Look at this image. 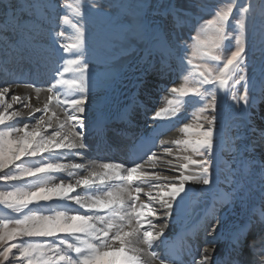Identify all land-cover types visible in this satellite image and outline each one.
<instances>
[{
    "label": "snow or ice",
    "instance_id": "obj_1",
    "mask_svg": "<svg viewBox=\"0 0 264 264\" xmlns=\"http://www.w3.org/2000/svg\"><path fill=\"white\" fill-rule=\"evenodd\" d=\"M0 6L5 11L12 10L14 20L16 11L21 13L15 27L21 37L22 47L17 45L11 53L13 57L41 55L45 50L40 40L45 34L52 41L50 51L54 52L56 46H60L57 37L63 33L58 30L61 17L58 0H32L28 5L30 10L34 13L43 10V14L38 17L35 14L28 17L23 9L3 4V0H0ZM121 6L134 9L135 19L129 21L128 28L121 27L113 35L121 39L128 36L142 37L147 30L142 14L147 5ZM167 11L173 15L180 14V9L172 4L168 5ZM232 12L233 7L230 6L227 10L217 12L216 18L208 21L207 30L211 36L198 41V51L207 61H219L215 49H219L228 39L226 28ZM106 15L103 7L91 5L86 12L79 14L76 21L77 43L62 46L65 52L76 49L74 55L78 57L68 60V64L75 66L79 79L60 81L75 90L77 95L73 98L61 99L53 85L47 89L51 93L49 103L43 108L33 109L26 98L15 94L6 98L10 86L0 87V125L20 114L17 111L9 112L13 104L28 108L30 113H41L34 122H26L21 127L13 125L7 131H0V182L9 186L0 191V206L15 213L10 219L0 220V264L9 261L14 249L19 253L18 258L26 260V264H186L180 259L179 251L166 244L167 238L159 243L157 241L163 236L167 221L173 217L177 201L180 200L186 207L191 194V189H187L186 185L214 183L210 169L217 163L214 149L220 146L217 115L203 117L204 123L197 125L199 131L195 139L191 138L192 125L184 123L181 131L188 134L189 138L176 140L175 145L180 153L187 152L190 155L174 154L172 147L163 149L167 156L179 162L173 165L172 160L166 161L174 167L178 173L176 176L145 170V164L155 167L158 160L157 153L152 150L158 145L151 141L144 157L126 167L108 162L95 167L86 163L61 162V157L67 155L83 156L81 150L88 148L84 131L87 117L84 113L90 107L89 93L93 87L99 88L105 83L94 71V45L109 44L107 38L98 40L93 28ZM257 15L264 30V0H260L259 5L255 0L248 5L241 4L237 9L235 47L223 62L217 63L214 68L194 65L195 77L188 82L191 87H173L171 91L181 98L188 96L191 91L198 98L201 114L218 112L215 93L219 90L230 95L237 103L242 101L244 105H249L250 78L245 71L248 60L245 35L248 28L254 26ZM81 22L88 26L87 38L84 27L80 26ZM174 48L180 64L184 65L185 56L181 53L186 50V46L177 41ZM191 63L187 61L188 65ZM69 70L64 68L63 71ZM55 71L59 72L60 69ZM236 85H242V95L239 97L236 95ZM8 99L11 102H7ZM53 99L56 107L62 109L63 119L56 111H52L49 116V105ZM181 102L179 99L169 101V107L155 111L152 118L161 117L162 112H175L176 107L173 105L178 106ZM195 156L199 159L193 158ZM38 157L41 158L39 164H27L28 160ZM258 163L260 179L264 183V153ZM54 173H66L70 179L61 178L52 183ZM32 182L36 183L30 187L23 186ZM80 188L84 189L83 194L78 192ZM142 194L146 200H141ZM53 200L68 202L78 208L71 214L67 211L44 214L33 211L31 207ZM153 219L163 222L158 225ZM188 251L191 252V249ZM208 260L207 255L198 261L193 256L191 264H207Z\"/></svg>",
    "mask_w": 264,
    "mask_h": 264
},
{
    "label": "rangeland",
    "instance_id": "obj_2",
    "mask_svg": "<svg viewBox=\"0 0 264 264\" xmlns=\"http://www.w3.org/2000/svg\"><path fill=\"white\" fill-rule=\"evenodd\" d=\"M170 1L58 0L61 5L58 30L63 33L62 36L57 37L60 46H56L54 52L50 51L53 47L52 41L45 34L40 40L41 47L45 51L39 56L25 55L23 57H13L11 54L12 51L16 50L17 45L22 47L21 37L15 27L17 20L21 18V13L17 10L15 14L16 19L14 20L12 10L5 11L0 6V50H3L0 51V87L9 86L17 77L21 78L25 76L26 79L30 75L33 77L38 69L41 71L38 72V77L34 81L27 80L29 83L40 82L41 80L44 82L45 76L52 73L53 76L56 73L55 70L61 66L63 67L60 73H65L63 70L64 68H68V60L78 58L74 55L76 49L65 52L62 46L77 43L78 31L76 21L79 19V14L86 12L91 5H96L97 8L103 7L107 15L98 20L93 31L98 40L101 37L107 38L109 44L107 46L99 43L94 45L93 64L96 76L104 79L105 83L102 87H93L91 89L89 103L94 100L96 102L99 97H103L109 102L102 108L103 112L107 109H114L113 105L115 101H118L119 107L128 103L127 108L133 109L135 106V112H143L142 108L145 107L140 106V104H148L146 97L142 93L145 92L148 95L147 98L151 96L157 100L159 99L155 107L150 108L153 111L147 114V123L155 111L168 108L169 101L181 100L182 102L178 106L173 105L176 107L175 112H162L161 117L155 119L154 126L169 125L173 124L176 120L179 121V126L174 129L172 127L171 131L168 132L172 135L165 139L166 144L163 147H159V136L157 137L155 133H151V135L147 134L148 138L151 136V142L158 145L153 147L157 154H162L163 149L166 147L178 149L173 141V133L178 130L181 131L184 123L192 125L193 132L191 138L195 139L196 133L199 131L197 125L204 123L203 117L217 115V139L220 140V146L214 149L213 155L217 158V163H214L210 169L212 173L211 178L214 183L212 185H205L206 187L204 186L199 192L190 195L191 210L194 217L201 216L212 206L211 202L213 199L223 197L221 189H234L235 191L232 193L231 200L239 201L241 198V202H244L242 206L248 211L247 207L250 206V203H254V200L258 202L259 195L264 192V189H261V187L264 188V185L259 187L260 183H257L259 181L257 178L258 174H256L257 166L254 161V163L251 162L253 154L254 156L259 155L262 157V153H264V34H262L264 30L261 27L260 17L257 15L254 26H250L245 35V42L248 48L247 68L245 71L250 78L248 86L250 106L244 105L242 101L237 103L230 95H227L223 90H219L215 93L218 112L212 113L209 111L201 114L198 98L194 97L191 91H189L188 96L181 98L177 93H173L171 89L173 87H191L188 82L190 78L195 77L196 68L193 67L194 65L214 68L217 63H222L226 55L235 47L238 34V21L237 14H234V12L237 4H233L229 0H175L176 7L183 12L180 14L182 18L178 20L165 16L163 13L164 7ZM31 2L32 0H3V4H12L17 9H23L28 17H32L34 14L37 17L42 15L43 10H37L34 13L28 8ZM252 2L253 0H248L249 4ZM255 2L259 5L260 0H255ZM137 4L147 5L142 12L145 24L147 25L146 33L142 37L128 36L122 39L115 37L113 33L117 29L121 27L128 28L129 21L135 19L133 14L134 9L122 7L121 5ZM157 6H160V9H157ZM230 6L233 7V12L228 20V25L230 23L235 28H226L228 39L224 41L219 49H215V53L219 55V61H207L198 51V41L211 36V32L207 30L208 21L215 19L217 12L227 10ZM210 9L211 12L205 13V11H210ZM184 13L192 14L193 19L188 20L189 16L187 15L189 14ZM80 26L84 27L85 37L87 38L88 26L84 25L83 22H81ZM41 31L45 30L41 29ZM177 41L181 45L186 46V50L181 53L185 56L184 65L180 64L174 48V44ZM200 47L202 48L203 46ZM61 57H64V59H61ZM189 60L192 62L191 65L187 64ZM50 61L56 65L53 66L52 63L50 64ZM70 66H72L73 72L69 75L68 80L79 79V74L74 70L75 66ZM143 73L147 77V82L143 83L141 81L138 84L140 82V75ZM137 86L141 92L136 91L135 88ZM235 89L237 97L242 95V85H236ZM7 102H11L10 99ZM20 109L19 113L21 112ZM11 111H16V109H10L9 112ZM92 114L93 111L90 108L84 113L86 117ZM198 116L200 117L199 120L197 119ZM17 118L14 117L6 121L4 125H0V131H7L13 125L21 127L26 123V120ZM34 121L35 119L32 120V122ZM88 121L89 119L87 118L85 120L86 126ZM121 123L115 124V127H119ZM204 126L206 128L207 124L205 123ZM158 132L161 136L164 134L161 130H158ZM109 133L108 139L117 140L118 142L123 141L116 131L111 130ZM136 133L133 131V134ZM183 133L181 131V138L179 140L189 138L188 134ZM154 137L156 138L155 140ZM126 140L128 147L133 144L134 140L132 138H127ZM257 143L262 144L259 148L260 150H257ZM127 149L129 153H127L126 149L120 151L119 148H111V152L107 156L111 158L113 156L114 161H117V163H120V157L125 158L128 165L127 157L130 156L131 152L129 148ZM162 155L168 160L173 161V158L167 156L164 152ZM186 155H190V153L186 152ZM244 155L247 157L246 159L243 158ZM66 157H61V162L65 163ZM195 157L199 159L198 156ZM40 162L41 158L38 157L28 160L27 164L35 166ZM21 163H24V161H21ZM217 164L219 167H217ZM170 169L173 170L171 165ZM8 171H11V169ZM52 175L54 177L51 181L52 183H55V179H66L61 173H54ZM34 183L36 182H32V184L25 183L23 186L30 187ZM8 187V185L0 182V191L6 190ZM208 189H211V191H208ZM235 193H237L238 199H235ZM220 202V207H226L228 204L227 196ZM31 207L33 211H39L44 214H52L56 211H67L71 214L76 210L74 204L57 200H53L50 203L41 202L40 205L34 204ZM14 215L15 213H11L10 210L0 206V220L10 219ZM220 216V213L216 214L217 219ZM261 222L263 223L259 219V223ZM258 225L257 221V224L256 222L254 223V227L253 225H246L243 228V250H247L248 252L254 248V244L252 243L255 239L254 233L259 231H256V229L261 228V225ZM212 227L214 226L209 227L210 233L214 232ZM260 232L263 234V228H261ZM18 257L19 253L14 249L13 253L10 254L9 261L5 262V264H26V260Z\"/></svg>",
    "mask_w": 264,
    "mask_h": 264
},
{
    "label": "bare ground",
    "instance_id": "obj_3",
    "mask_svg": "<svg viewBox=\"0 0 264 264\" xmlns=\"http://www.w3.org/2000/svg\"><path fill=\"white\" fill-rule=\"evenodd\" d=\"M51 63L52 62L50 61V64ZM52 64L53 66L56 65L55 63ZM62 67L63 66L59 67V69L61 70ZM67 67L70 69L67 73L65 72L62 73L63 75H61L59 71L52 76L53 73L51 72V75L45 76L46 79L44 82L43 80L35 83H29L27 81H34L38 77V72H41L40 69H38L33 77L31 75L27 79L25 76L21 78L17 77L18 80L16 78L15 81L11 82L12 84H9L10 91L6 94V98H10L11 95L15 94L22 98L28 99L33 109L43 108L46 103H49L48 98L51 95V93H49L47 89L53 85H55L54 91L57 93V95L60 96L61 99L73 98L75 95H77L75 90L70 85L60 82L61 79L68 80L69 75H71L73 72L72 66L67 65ZM144 73L140 75V82H138V84L141 83V81L143 83L147 82V77ZM135 89L137 92H141L138 86ZM142 93L144 94L143 96L146 97L148 103L140 104V106L145 107H141L143 109V112H135V106L133 107V109L129 107L127 108V102V104H122L123 106L119 107L118 101H115L113 105L114 109H107L105 110V112H103L102 108H104L109 103L108 100L103 97H99L98 101L96 102L94 100L89 103V108L91 111H93V114L91 116H87L89 121L87 122V126L84 129L86 133L85 143L88 145V148L81 150L83 156L67 155V157L65 158V163H86L92 167L106 162L114 164H121L122 162V165L124 166L134 164L142 157H144V154L147 151L149 142L151 141V136L150 138L147 137L148 133L150 135L151 133L157 134V137L159 136V147H163L166 144L165 139L172 135L168 132L171 131L172 127L174 129L179 126V121L175 119L176 121H174L173 124L154 126L155 119L150 118L146 123L147 114H150L153 111V109L151 111L150 108H154L157 104V101L159 102V99L157 100L155 97L153 98L151 96L147 98L148 95L145 94V92ZM13 105L14 107H12V109H16L18 113L21 107L20 114L16 116L18 117L17 119H24L26 120V122H32L33 119H36V117L41 115L40 112L30 113L28 108H23L20 104ZM52 111L60 113L61 119L64 118L62 109L56 107V101L54 99L49 105V116H51ZM45 119L47 120L48 117H45ZM121 121H123V123H121ZM119 123H121L120 126L115 127V124ZM134 125L136 126L133 128ZM77 130L79 131V129ZM111 130L119 133L123 141L118 142L117 140L115 141L108 139V134H110L109 131ZM158 130H161L162 132H164V134L161 136ZM133 131L137 133L133 134ZM127 138H132L134 140L131 147H128L131 152L129 154L130 156L127 157L128 165L126 164L125 158L120 157V163H117V161H114L113 156L112 158L107 156L109 155V152H111V148H119L120 151L122 149L127 150ZM180 138L181 131L178 130L173 133L174 142L177 139L179 140ZM155 139L156 138L154 137V140ZM161 141L163 143H161ZM261 145L262 144L257 143V150H260L259 148ZM154 149L155 148L152 147L153 151ZM173 149L174 154L186 155V152L180 153L178 149H175L174 147ZM162 154H157L158 160L156 161L155 167H150L148 164H145V170L148 172L160 173L167 176H176L178 173L176 172L174 167L173 170L170 169V165L166 163L168 159L163 157ZM193 158L198 159L197 157ZM243 158L246 159L247 157L244 155ZM261 158V156H254V154L253 157H251V162L254 161L257 166L256 174H258L257 178L259 181L257 183H260L259 187L261 185H264V183H262L260 179L258 163ZM177 163L179 162L173 159V165ZM61 175L66 179H70V177H68L66 173H61ZM77 175H79V173H77ZM57 181L58 179H55V182ZM204 186L205 185L203 184L189 183L186 185V188L191 189L192 194L199 192ZM144 187L145 190H147V185H145ZM261 189L264 188L261 187ZM233 191L235 190L221 189L223 197L213 199L211 202L212 206L201 216L196 217L193 216L190 200H188L186 207L181 203L180 200H178L173 213V217L167 221V227L164 229V234L159 238L157 243L167 238L166 244L178 250L180 253V259L185 261L186 264H191L193 256L198 261L199 258L204 255H207L209 257L207 264H264V232L263 234H261L260 232L261 228H263L264 230V192L260 195L258 194L260 196L259 201L256 202L257 200H254V203H250V206L247 207L248 211H246L245 207L242 206L244 202H241V198L239 199V201L231 200ZM78 192L83 194L84 189L80 188L78 189ZM225 196H227L228 204L226 207H220V201L225 199ZM234 196L236 197L235 199H238L237 193H235ZM141 200H146V197L143 194L141 195ZM75 208L77 209L78 206H76ZM217 213H220L221 215L219 219H217L216 217ZM259 219L263 221V223H259ZM212 221L215 222L213 223ZM257 221L259 224L258 226L261 225V228L256 229V231H259L254 233V241H256L253 246L254 248L247 252V250H243L244 245L242 230L246 225H253L254 227V223L256 222L257 224ZM153 222L159 225L163 221L160 219H153ZM211 226H214V232L211 231L212 233H210L209 231V227ZM145 227H147V225H145ZM188 249H191V252H189ZM161 251H163V249Z\"/></svg>",
    "mask_w": 264,
    "mask_h": 264
},
{
    "label": "trees",
    "instance_id": "obj_4",
    "mask_svg": "<svg viewBox=\"0 0 264 264\" xmlns=\"http://www.w3.org/2000/svg\"><path fill=\"white\" fill-rule=\"evenodd\" d=\"M231 3H233V4H237V7H236V9H235V12H234V14H237V9L240 7V5L241 4H244V5H248L249 3H248V0H229ZM169 4H172V5H174V6H176V1L175 0H171L169 3H168V5ZM168 5L166 6V7H164V9H163V13L165 14V16H169V17H172V18H174V19H178V20H180L182 17H181V12L182 11H180V14L179 15H173V14H170L168 11H167V7H168ZM160 6H157V9H160L159 8ZM214 8V7H213ZM209 12H211V9H210V11H205V13H209ZM183 13V12H182ZM184 14H189V15H187V16H189L188 17V20L189 19H193V16H192V14H190V13H184ZM228 28H235V26H233V25H231L230 23H229V25H228ZM263 39H264V37H263Z\"/></svg>",
    "mask_w": 264,
    "mask_h": 264
}]
</instances>
